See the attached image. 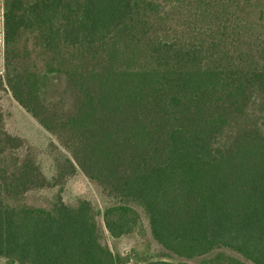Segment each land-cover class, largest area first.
<instances>
[{"label":"trees","instance_id":"16d2710c","mask_svg":"<svg viewBox=\"0 0 264 264\" xmlns=\"http://www.w3.org/2000/svg\"><path fill=\"white\" fill-rule=\"evenodd\" d=\"M0 60L3 264H264V0H0Z\"/></svg>","mask_w":264,"mask_h":264},{"label":"rangeland","instance_id":"374dc122","mask_svg":"<svg viewBox=\"0 0 264 264\" xmlns=\"http://www.w3.org/2000/svg\"><path fill=\"white\" fill-rule=\"evenodd\" d=\"M3 96L1 105L4 112L7 114L5 123L7 132L15 136L22 137L34 145L39 152V158L43 162L45 169L48 171L51 166V159L46 153V150L51 145L52 138L50 137V134L45 131L19 105H17L10 98L9 94H4ZM62 195L65 201H71L77 196L85 197L94 202L100 210H102L106 205L105 200L101 197L94 185H92L79 170L66 182ZM98 220L101 222V217H99ZM143 226L147 235H149L148 223L145 219H143ZM136 246H138V243L134 238H123L117 243L116 249L122 254H127ZM152 247L157 249L155 244H152ZM156 251H159V248ZM3 263L4 261L0 259V264ZM128 264H131V262Z\"/></svg>","mask_w":264,"mask_h":264}]
</instances>
